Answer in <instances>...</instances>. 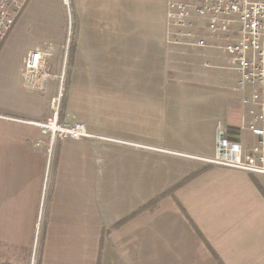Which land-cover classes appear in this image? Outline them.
<instances>
[{
  "label": "crops",
  "instance_id": "crops-1",
  "mask_svg": "<svg viewBox=\"0 0 264 264\" xmlns=\"http://www.w3.org/2000/svg\"><path fill=\"white\" fill-rule=\"evenodd\" d=\"M166 3L24 5L3 43L27 50L0 46V264H264V175L187 157L213 155L218 122L237 128V76L166 42ZM41 42L54 48L43 92L20 83ZM61 75L60 122L95 138L50 146L32 122Z\"/></svg>",
  "mask_w": 264,
  "mask_h": 264
},
{
  "label": "built area",
  "instance_id": "built-area-1",
  "mask_svg": "<svg viewBox=\"0 0 264 264\" xmlns=\"http://www.w3.org/2000/svg\"><path fill=\"white\" fill-rule=\"evenodd\" d=\"M27 1L0 0V46ZM62 2L68 9L69 0ZM166 22L167 43L218 52L221 66L211 61H205L203 66L220 67L237 74L232 88L239 100L237 128L229 133L218 122L213 155L187 157L207 165L264 175V0H167ZM53 53V46L47 42L27 51L20 70L23 88L46 90L54 78L51 72ZM62 96L60 86L50 102L51 115L44 122L32 124L49 137L50 146L57 138H95L81 123L60 122Z\"/></svg>",
  "mask_w": 264,
  "mask_h": 264
},
{
  "label": "rangeland",
  "instance_id": "rangeland-1",
  "mask_svg": "<svg viewBox=\"0 0 264 264\" xmlns=\"http://www.w3.org/2000/svg\"><path fill=\"white\" fill-rule=\"evenodd\" d=\"M18 30H20L21 31V29H20V27L18 26ZM32 30L33 29H31V28H29V29H27V33H25V32H23L22 33V36H27V35H29V36H31L32 37ZM28 37H26V38H24V39H27ZM6 40V39H5ZM27 40H29V39H27ZM36 40V39H35ZM41 41V40H40ZM7 42V41H6ZM5 41H4V43H6ZM4 43H3V45H4ZM2 45V50L3 51H5V52H12V51H14V53L16 54V55H19V57H21L22 56V53L24 52V50H27V49H25V48H28L27 47V45H26V42H23V44L21 45V46H19V47H16V46H12V47H10L9 46V44H6V45H4L3 46ZM192 49H194V48H192ZM196 49V48H195ZM217 55H219L220 56V54L217 52ZM0 63H1V61H0ZM224 70V69H223ZM223 70H219L218 72H220V73H222V72H225V71H227V70H225V71H223ZM225 73H228V74H230V75H236L237 76V74H236V72L235 71H229V72H225ZM62 79H63V76L61 75V76H59L58 78H57V80L59 81V83H60V85L62 86V84H61V82L60 81H62ZM62 88H63V86H62ZM210 166H213V165H210Z\"/></svg>",
  "mask_w": 264,
  "mask_h": 264
},
{
  "label": "trees",
  "instance_id": "trees-1",
  "mask_svg": "<svg viewBox=\"0 0 264 264\" xmlns=\"http://www.w3.org/2000/svg\"><path fill=\"white\" fill-rule=\"evenodd\" d=\"M63 96H64V89H63ZM63 96H62V99H61V105H60V114H61V106H62V100H63ZM60 114H59V118H60Z\"/></svg>",
  "mask_w": 264,
  "mask_h": 264
}]
</instances>
